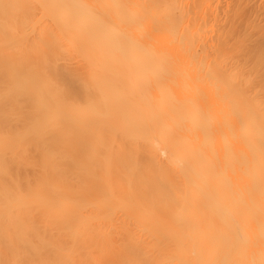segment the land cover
Instances as JSON below:
<instances>
[{"label":"bare ground","instance_id":"1","mask_svg":"<svg viewBox=\"0 0 264 264\" xmlns=\"http://www.w3.org/2000/svg\"><path fill=\"white\" fill-rule=\"evenodd\" d=\"M0 264H264V0H0Z\"/></svg>","mask_w":264,"mask_h":264}]
</instances>
